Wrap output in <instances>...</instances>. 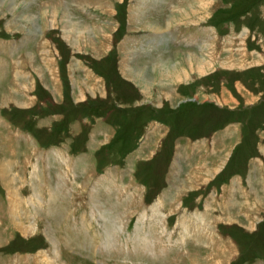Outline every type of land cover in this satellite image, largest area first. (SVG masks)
<instances>
[{
	"label": "rangeland",
	"instance_id": "rangeland-1",
	"mask_svg": "<svg viewBox=\"0 0 264 264\" xmlns=\"http://www.w3.org/2000/svg\"><path fill=\"white\" fill-rule=\"evenodd\" d=\"M260 145L264 0H0V264H264Z\"/></svg>",
	"mask_w": 264,
	"mask_h": 264
},
{
	"label": "crops",
	"instance_id": "crops-1",
	"mask_svg": "<svg viewBox=\"0 0 264 264\" xmlns=\"http://www.w3.org/2000/svg\"><path fill=\"white\" fill-rule=\"evenodd\" d=\"M216 27V26H215ZM210 28H214V27H210ZM168 35H169V33H168ZM166 36H167V34H166ZM188 43H191L192 44V42H194L195 44H196V46L199 48V50H202L203 52L204 51H206L207 49V46H206V40H204V43H203V41H199L197 38L196 39H191V38H188ZM130 41H131V39H130ZM146 44L144 45V44H142L141 43V47H143L144 49H146V48H148V50H150V47L152 48V50H156V49H158L157 51H159V52H161L162 50H164V52L167 50V49H165L164 47H166V48H168L169 50H171V48L169 47V45L170 44H168L167 43V39H165V43H162V41L160 40V38L157 36H152V37H150L146 42H145ZM167 44V45H166ZM188 46H186V47H189V46H191L190 44H187ZM208 45V44H207ZM140 46V45H139ZM148 46V47H147ZM168 46V47H167ZM171 46V45H170ZM160 47V48H159ZM184 46H179L177 49L178 50H184ZM162 53V52H161ZM17 57V56H16ZM19 60H21L22 59V61H19V60H17V61H19L21 64L24 62V58H23V56L22 57H17ZM8 68H10L9 70H10V72H11V68L13 67V70H14V65H13V62L11 61V65L12 66H10V61L8 60ZM25 69V70H24ZM12 70V71H13ZM22 71H23V73L25 74L26 73V71H28L26 68H23L22 69ZM32 72H30L29 73V77L31 76L32 77ZM9 105V104H8ZM264 146V145H263ZM260 150H261V152L264 154V151H263V147L260 145ZM261 158V157H260ZM257 159H258V167L257 166H255V167H257L258 168V172H259V174H260V181L262 182V187L264 186V166L263 165H261V164H259L260 162H261V160L257 157ZM228 163V162H227ZM263 166V167H262ZM254 167V168H255ZM250 169V168H249ZM248 174H249V171H248ZM240 188H241V190H239V192H242V193H244V194H250V185H249V187H248V185L246 186L245 185V187H243V186H239ZM248 191V192H247ZM253 194V193H252ZM253 198H255V195L253 194ZM208 199V198H207ZM259 201H261V204L262 203H264V200L262 199V197H261V199H258ZM238 204V203H237ZM225 206V205H224ZM228 206H230V205H228ZM239 206H241V205H239ZM216 209H218V207H216ZM220 211V210H219ZM251 212H253V211H250L249 213H251ZM206 213V212H205ZM215 215H217V214H215ZM214 215V218L216 217ZM207 216H208V214H207ZM214 218H213V220H214ZM230 218V217H229ZM204 222H205V220H203ZM205 225V224H204ZM209 226V225H208ZM211 230H209V229H207V228H205L204 230H203V232H210ZM222 262V261H221Z\"/></svg>",
	"mask_w": 264,
	"mask_h": 264
},
{
	"label": "bare ground",
	"instance_id": "bare-ground-1",
	"mask_svg": "<svg viewBox=\"0 0 264 264\" xmlns=\"http://www.w3.org/2000/svg\"><path fill=\"white\" fill-rule=\"evenodd\" d=\"M204 11V10H203ZM186 12V11H185ZM180 13H182V12H180ZM187 13V12H186ZM183 15L186 17V18H189L190 16L188 15V13L187 14H184L183 13ZM47 25V24H46ZM156 31V30H155ZM158 31V30H157ZM160 31V30H159ZM70 34V33H69ZM93 47V46H92ZM188 65L189 66H200V65H198L196 62H194L193 60H189V63H188ZM227 64H225V66H226ZM182 66V65H181ZM202 69H203V66H200ZM231 67V66H230ZM55 68V67H54ZM194 69V68H193ZM183 73H185V71L184 70H182V69H179L178 67L176 68V70H172L171 71V75L172 76H174V77H178V76H180L181 74H183ZM13 74V73H12ZM17 74H18V72H17ZM206 167V166H205ZM199 169V168H198ZM204 180V179H203ZM194 181H196V180H193V182ZM186 184H187V182H188V180L186 181H184ZM189 183V182H188ZM191 186V185H190ZM174 197V196H173ZM172 197V198H173ZM168 198V197H167ZM176 198V197H175ZM243 206V205H242ZM157 209H158V207H157ZM157 209L155 208V211H157ZM223 209L224 210H229V206H224L223 207ZM246 209L248 210V208L246 207ZM154 211V213H158V212H155ZM251 211V210H250ZM250 211H248V212H250ZM228 213H232V211H229ZM229 214V215H230ZM143 217V216H142ZM184 223V222H183ZM182 225H185L186 226V224H182ZM196 237V236H195ZM216 246V245H215ZM212 247V246H211ZM230 249V248H229ZM215 251V250H214ZM230 251V250H229ZM216 252V251H215ZM218 252V251H217ZM191 254H192V252H191ZM190 254V255H191ZM194 254V253H193ZM221 254V253H220ZM214 257H215V255H213ZM221 256H222V254H221ZM193 258H194V256H192ZM218 257V256H217ZM220 257V256H219ZM211 258V257H210ZM212 264V263H211ZM215 264H221V261L220 260H218Z\"/></svg>",
	"mask_w": 264,
	"mask_h": 264
}]
</instances>
